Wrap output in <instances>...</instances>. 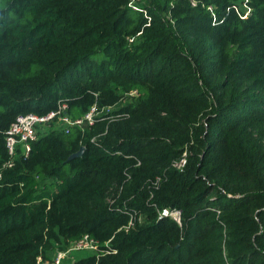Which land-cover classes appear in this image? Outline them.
<instances>
[{"label":"trees","instance_id":"16d2710c","mask_svg":"<svg viewBox=\"0 0 264 264\" xmlns=\"http://www.w3.org/2000/svg\"><path fill=\"white\" fill-rule=\"evenodd\" d=\"M129 1L0 0V264L84 234L97 248L67 264H264V121L233 85L264 86V0ZM58 102L93 123L53 124L5 166L15 117Z\"/></svg>","mask_w":264,"mask_h":264},{"label":"built area","instance_id":"2783aa9c","mask_svg":"<svg viewBox=\"0 0 264 264\" xmlns=\"http://www.w3.org/2000/svg\"><path fill=\"white\" fill-rule=\"evenodd\" d=\"M142 0H130L129 6L131 8H138ZM190 6L196 7L197 0H188ZM208 9L212 12V8L208 6ZM129 40H133L130 38ZM128 95H136L135 90L129 91ZM67 104L58 102L57 108L49 111L44 115L36 113L21 114L15 117L14 121L10 124L5 131V147L9 155V160L5 163V166H12L15 156L18 154V147H20L19 154L27 156L30 151L31 142L36 140L39 133L44 132V128H49L53 124L64 128L65 130L71 126H77L83 130L87 125H91L94 121V116L97 114L95 107H91L89 111L84 113L80 117H72L68 114ZM94 140V138H92ZM186 163V152L182 154L180 159L173 161L172 166L176 169H182ZM163 216H169L178 224H181V210L180 209H167L164 208L160 212ZM131 225L132 222L130 221ZM98 242L90 237L88 234L82 235L80 238L72 241L70 245L64 249L57 251L53 254L50 260H43L40 256L37 257L36 264H63V260L67 257V254L74 250H95Z\"/></svg>","mask_w":264,"mask_h":264},{"label":"rangeland","instance_id":"374dc122","mask_svg":"<svg viewBox=\"0 0 264 264\" xmlns=\"http://www.w3.org/2000/svg\"><path fill=\"white\" fill-rule=\"evenodd\" d=\"M238 8H240L241 10H243L244 12H245V14L246 13H248L249 12V10L246 8V6L245 5H243V4H240L239 6H238ZM190 43H191V40H187L186 39V44H187V46L188 45H190ZM157 65V67H158V63L156 64ZM186 71H187V69H186ZM202 81L199 79V83L198 84H201L202 85V83H201ZM233 85L236 87V89H238L239 91H242V92H244V94L240 97V101H242L241 102V105L242 106H245V104L247 103L248 104V102L249 101H254V105H256V106H258V108H256L255 109V112H253V113H255V115L257 116V117H263V121H264V115H261L260 113H259V111H260V109H263L264 110V86H262V84H256L255 82L253 83V81H252V79L251 78H249V77H247V76H240L239 78H237L235 81H233ZM241 92V93H242ZM130 96H132V95H130ZM134 96V95H133ZM252 107V106H251ZM209 106L208 107H206L203 111H202V119L204 120L205 119V113H208V111H209ZM204 117V118H203ZM202 120V121H203ZM160 120H159V118H157V117H155V118H150L149 120H147V121H143V122H135L134 123V126L137 128V129H139V130H141V126L142 125H144V124H146L147 122H148V125L149 124H151V125H153V124H155V123H158ZM151 125L150 126H148V127H151ZM157 127H159L158 125H157ZM262 127H263V130L261 129V127H258V128H253L252 130V132L254 133V135L256 136V137H259V136H261V135H263L264 136V122H263V124H262ZM209 128V127H208ZM48 129H50V128H44L43 127V130H44V132L46 131V130H48ZM106 132H103V133H96V134H94L93 136H92V138H94V139H106L107 138V136L106 135H104ZM109 137H111V138H113L114 137V135H110ZM154 137H163L162 135H160V134H156ZM264 139V138H263ZM121 188L122 187H120L116 182H114V183H111L110 184V187L108 188V190H107V194H106V198H105V202L107 203V204H112V203H114V201H115V196H116V193L118 192V191H120L121 190ZM137 219H138V221L140 222L141 220H142V215H140L139 217H137ZM64 248L65 247H60V246H58V245H55L54 246V248L52 249V251L54 250V252L57 250V251H60V250H64ZM54 252H52V253H54ZM91 251L90 250H74V251H71L70 253H68L67 254V257L63 260V264H67V263H69V262H72L74 259H77V258H79L80 256H83V255H86V254H88V253H90ZM51 253V254H52Z\"/></svg>","mask_w":264,"mask_h":264},{"label":"water","instance_id":"95a60500","mask_svg":"<svg viewBox=\"0 0 264 264\" xmlns=\"http://www.w3.org/2000/svg\"><path fill=\"white\" fill-rule=\"evenodd\" d=\"M82 151H83V147H80V149L76 153H74L72 156H78L82 153Z\"/></svg>","mask_w":264,"mask_h":264}]
</instances>
